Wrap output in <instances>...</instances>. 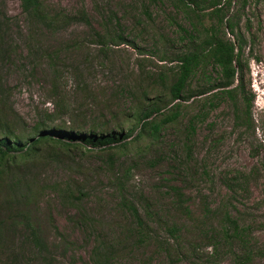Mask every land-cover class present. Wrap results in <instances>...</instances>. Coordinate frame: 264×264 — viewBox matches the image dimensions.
I'll return each instance as SVG.
<instances>
[{"label": "rangeland", "instance_id": "374dc122", "mask_svg": "<svg viewBox=\"0 0 264 264\" xmlns=\"http://www.w3.org/2000/svg\"><path fill=\"white\" fill-rule=\"evenodd\" d=\"M42 1L47 11L75 20L52 31L32 25L20 0H0V14L9 17L0 127L12 126L21 137H33L40 121L82 133L120 130L135 125V109L149 104L144 92L152 101L168 97L176 56L189 44L184 29L191 28L169 0ZM231 15L247 39L243 75L246 96H254L255 129L237 124L229 99L206 93L183 101L185 114L157 140L146 137L128 149L44 148L10 172L27 180L19 195H29L25 208L52 264H264V0H233ZM93 30L127 41L103 44ZM8 177L0 204L10 199ZM172 186L182 189V202ZM126 203L149 221L144 242ZM3 212V231L16 250L10 254L6 243L0 264H12L17 251L19 264L36 263L16 209Z\"/></svg>", "mask_w": 264, "mask_h": 264}, {"label": "trees", "instance_id": "16d2710c", "mask_svg": "<svg viewBox=\"0 0 264 264\" xmlns=\"http://www.w3.org/2000/svg\"><path fill=\"white\" fill-rule=\"evenodd\" d=\"M169 1L178 12L184 15L191 27L189 30L184 29L189 36V44L185 51L176 56L178 64L174 67L176 71L168 85V97L157 96L158 98L152 101L149 94L144 92L143 96L147 98L149 104L135 109L132 118L135 125L128 128L122 126L120 130L99 132L92 130L82 133L71 129L67 130L63 125L48 126L47 122L40 121L32 128L33 137H21L12 126L2 125L0 127V184L9 174V181L6 184L11 190L10 199L0 204V250L6 247V243L10 245V254L16 250V248H11L16 245L15 239L11 241L10 234L3 231L5 220L1 217L3 211L11 213L16 209L15 217L18 220L22 219V224L25 227V239L37 250L38 258L34 264H52L53 262L49 259L41 233L32 224L31 214L25 208L29 195L27 193L19 195V188H28L27 180L18 174H10L14 170L13 168L19 169V165L23 161L29 162L39 157L44 148L49 153L55 152L57 148L70 149L77 146H92L101 150L112 147L128 149L130 143H138L146 137L157 140L165 127L177 122L185 114L187 105L184 102L189 103L197 95L202 96L206 93L212 94L211 96L214 98L229 99L235 112L237 124L247 129H255L252 119L254 96L252 94L250 97L246 96L243 75L245 66L243 56L247 39L240 31L239 17L235 16L236 14L228 17L233 0ZM20 2L22 12L32 25H45L52 31L56 30L55 27L64 19H68L67 23L69 24L76 17V15H67L66 13H51L45 9L42 0H20ZM246 3L247 0H243V4L246 5ZM7 21H9V17L4 13L0 14L1 57H4L1 49L5 35L2 29L6 26ZM93 31L96 32L98 41L103 44L114 42L119 45L127 41L120 34L114 35L108 31L101 34L96 30ZM209 68L215 72V77L212 75V71L208 72ZM160 79L163 81V85L168 81L164 73L161 74ZM196 83L198 84L196 85ZM3 89L0 88V93ZM155 114L158 115L153 117ZM196 116L198 117L199 113ZM26 165L23 166L24 169H26ZM23 174L24 172H22ZM172 190L176 192L179 201L182 202L184 196L182 189L172 186ZM11 202H14V207L11 206ZM147 205H150L148 200ZM126 206L135 224L133 231L137 235V241L144 242L149 235L146 233L150 226L149 221L142 217L134 204L126 203ZM83 217L87 219L86 216ZM168 231L172 236H175L178 234L179 227L173 225L168 228ZM155 237L158 238V236ZM160 247L170 253V248L167 246ZM30 260L28 259V264H33ZM11 262L19 264V251L12 255Z\"/></svg>", "mask_w": 264, "mask_h": 264}]
</instances>
